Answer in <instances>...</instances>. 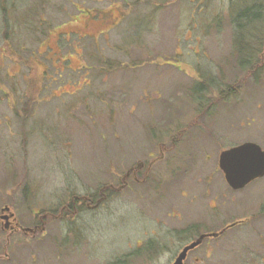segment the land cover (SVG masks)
Masks as SVG:
<instances>
[{"label": "rangeland", "instance_id": "rangeland-1", "mask_svg": "<svg viewBox=\"0 0 264 264\" xmlns=\"http://www.w3.org/2000/svg\"><path fill=\"white\" fill-rule=\"evenodd\" d=\"M246 143L264 151V0H0V264H171L240 221L186 264H264V177L219 170ZM6 208L64 213L10 244Z\"/></svg>", "mask_w": 264, "mask_h": 264}, {"label": "flooded vegetation", "instance_id": "flooded-vegetation-1", "mask_svg": "<svg viewBox=\"0 0 264 264\" xmlns=\"http://www.w3.org/2000/svg\"><path fill=\"white\" fill-rule=\"evenodd\" d=\"M255 8L256 7H254V6H252V7H248V8H244V6H241L240 8H238V11H240V12H243V10H245V9H248V10H252V11H254L255 10ZM224 152V151H223ZM144 168V165H140L139 166V168L138 169H140V168ZM137 170V169H136ZM220 170V169H219ZM221 172V171H220ZM134 175V179H135V181H137V177H136V174L134 173V171H131L130 173H129V175L127 176V178L129 179L130 177H131V175ZM126 185V184H125ZM248 187V186H247ZM246 187V188H247ZM123 187H121L120 189H118V190H121ZM208 188V187H207ZM246 188H244V189H246ZM244 189H242V190H244ZM234 191V190H233ZM239 191H241V190H239ZM207 195H208V193H207ZM90 197V196H89ZM222 198H223V195H222ZM95 200V196H93V197H91V198H88V197H86V196H81L79 199H78V206L76 205V203H73V206H72V208H69V210H73V211H77L78 210V208H79V210L81 211L82 210V207H86L89 211L90 210H95L99 205H100V202H101V200H99V201H94ZM212 203H209L208 204V206L210 207V211L212 212V211H218L217 209H218V205L216 206V207H213L212 205H211ZM78 207V208H77ZM2 212H6V214H4L2 217H1V219L3 220V225H2V230H3V232H5V233H8V237H7V241L11 244V240H10V238L11 237H13V236H15V235H17V234H19V233H21V234H24L25 236H32L33 238H35L36 237V235L37 234H43V233H45L46 231H48V226H49V224H48V220H54V221H58V219L63 215V213L64 212H60L59 214H57V215H53L52 213H48V212H46V213H44V214H39L38 213V217H39V219H37V220H35V224L33 225V227L32 228H30V227H25V226H23L22 224H21V222L18 220V218H16V216L10 211V209L9 208H6V209H3V211ZM222 216V215H221ZM242 222L243 221H240V222H237V223H233V224H226L225 226H222L223 228L221 229V231L220 232H216L214 229L215 228H212V229H210V231L208 230V231H206L205 233H202V234H200V235H198L197 236V238L195 239V240H193V241H190V243H188V244H186L185 246H183V248L177 253V255H176V257H175V259L173 260V262L171 263V264H173L178 258H179V256H180V254L184 251V249L185 248H187L189 245H191L192 243H194V242H197L199 239H201L202 237H204V239L202 240V242L197 246V247H195L194 249H192V250H190V251H188V253H187V255H186V258H185V260L183 261V264H186V261L188 260V258H189V255L192 253V252H194V251H196L198 248H200L204 243H205V241L208 239V238H212V239H219V238H221L222 236H224L225 235V233L226 232H228L230 229H232L233 227H235V226H237V225H240V224H242ZM222 225V224H221ZM192 226V225H191ZM191 226L190 227H188L189 228V232H192L193 234H194V236L196 237V230H191L190 228H191ZM221 228V227H220ZM219 228V229H220ZM197 229V228H196ZM198 230V229H197ZM145 243H146V248L148 249V250H153L154 248L156 249V250H159V252L160 251H162L161 249H162V247L160 248V245H158L157 244V242L156 241H150V240H147V241H145ZM9 244V245H10Z\"/></svg>", "mask_w": 264, "mask_h": 264}, {"label": "water", "instance_id": "water-1", "mask_svg": "<svg viewBox=\"0 0 264 264\" xmlns=\"http://www.w3.org/2000/svg\"><path fill=\"white\" fill-rule=\"evenodd\" d=\"M219 167L231 189H244L256 179L264 177V151L257 144H243L223 152ZM203 239L204 237L185 248L173 264H183L188 251L197 247Z\"/></svg>", "mask_w": 264, "mask_h": 264}, {"label": "trees", "instance_id": "trees-1", "mask_svg": "<svg viewBox=\"0 0 264 264\" xmlns=\"http://www.w3.org/2000/svg\"><path fill=\"white\" fill-rule=\"evenodd\" d=\"M242 6H244V4ZM254 7H256V6H254ZM246 8H248V7H246ZM255 10H256V8H255ZM254 11L245 9V10H243V12H240V11L237 10V13H238V15H237L238 16V23H239L238 28L240 30L246 29L245 26H247L248 24H250L252 22L254 23V22L257 21L256 14L253 13ZM239 39L241 40L243 38L240 37Z\"/></svg>", "mask_w": 264, "mask_h": 264}]
</instances>
